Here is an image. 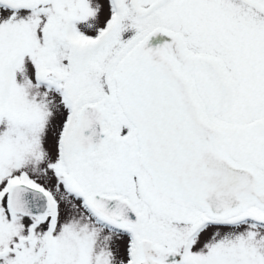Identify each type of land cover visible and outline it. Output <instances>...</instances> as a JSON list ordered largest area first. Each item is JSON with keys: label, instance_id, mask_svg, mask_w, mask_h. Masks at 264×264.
<instances>
[{"label": "snow or ice", "instance_id": "obj_1", "mask_svg": "<svg viewBox=\"0 0 264 264\" xmlns=\"http://www.w3.org/2000/svg\"><path fill=\"white\" fill-rule=\"evenodd\" d=\"M0 264H264V0H0Z\"/></svg>", "mask_w": 264, "mask_h": 264}]
</instances>
